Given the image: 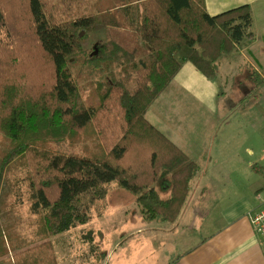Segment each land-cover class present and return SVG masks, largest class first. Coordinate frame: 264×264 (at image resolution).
<instances>
[{"label":"trees","instance_id":"1","mask_svg":"<svg viewBox=\"0 0 264 264\" xmlns=\"http://www.w3.org/2000/svg\"><path fill=\"white\" fill-rule=\"evenodd\" d=\"M251 23L248 4L212 16L205 0H0V258L58 264L49 238L78 221L79 195L112 182L136 196L145 218L174 223L200 167L145 114L196 49L215 69L254 39ZM100 29L107 38L84 67L82 39ZM83 68L86 83L96 72L110 83L118 75L101 106L83 104ZM81 133L86 152L68 151ZM157 184L169 187L166 199ZM23 201L30 228L15 232Z\"/></svg>","mask_w":264,"mask_h":264},{"label":"rangeland","instance_id":"2","mask_svg":"<svg viewBox=\"0 0 264 264\" xmlns=\"http://www.w3.org/2000/svg\"><path fill=\"white\" fill-rule=\"evenodd\" d=\"M83 12L86 14L91 12L90 2ZM107 35V30L100 29L83 37L84 55L78 62L83 61L85 67V61L98 49V40L106 39ZM242 55L245 56V53ZM242 55L237 54L240 68L231 73L227 85H224L222 75L224 65L217 70L213 69L203 82L206 85V104L212 109L210 115L214 112V118L220 120L212 130L213 135H218L214 150H220L223 153L216 162L218 166L220 160L230 165L227 172L236 170L235 178H230L227 188L229 190L237 188V193L232 197H245L253 204L262 205L264 201V89L261 88L260 83L255 85L252 75L257 78L258 71L254 72ZM81 72L84 74L75 76V80L80 86L79 93L84 101L83 104L89 107L101 106L104 94L114 84H118V75L112 77L113 81L110 83L111 77L96 72L90 74L91 82L86 83L88 77L85 76V72L89 70L83 68ZM259 74L264 78V69L260 70ZM122 85H126L129 91H133V75L122 77ZM177 101L183 102L184 106L193 104L188 95L183 97L177 95L176 88L172 84L149 107L147 117L151 122L162 126L159 130L169 138L178 135L184 141V137L191 134L190 124L193 114L189 110H177L175 107ZM84 135L85 133L78 134L79 141L72 140L69 144L66 143V149L73 152H86V146L90 144L85 142ZM248 162L253 167H250ZM21 188L24 191V185ZM155 189L162 199L169 196V187L165 184L164 186L157 184ZM13 201L14 197L9 195L7 201H4L6 209H9ZM74 205L78 221L69 230L49 238L58 264H161L160 235L156 231L152 233L147 229L145 231L148 221L151 220L141 213L136 203V196L112 182L98 190L82 193L75 199ZM15 213L14 217L18 218V221L16 220L11 230L18 232L17 229H19L24 232L23 228H30L29 222L32 216L24 201L17 207ZM7 215L13 217L8 212ZM11 219L12 223L13 218ZM156 220L159 219L156 218ZM151 235L156 237L154 243L150 242ZM9 255L1 257L0 264H11Z\"/></svg>","mask_w":264,"mask_h":264},{"label":"crops","instance_id":"3","mask_svg":"<svg viewBox=\"0 0 264 264\" xmlns=\"http://www.w3.org/2000/svg\"><path fill=\"white\" fill-rule=\"evenodd\" d=\"M205 3L212 16L249 5L252 15L250 31L254 39L242 42L236 51L223 55L216 64V70L225 66L222 75L224 85H227L231 73L240 68L237 54L245 53L242 57L246 59H243L254 72L258 71L257 78L252 75L255 85L260 83L264 89V78L259 74L264 69V0H205ZM212 71L196 49L167 87L173 84L177 95H188L193 103L184 106L183 102L177 101L175 106L177 110H189L193 114L191 134L184 137V141L178 135L166 136L159 130L162 126L151 122L147 112L145 114L156 129L200 167L177 220L172 224L156 219L148 221L145 231H156L160 235L161 264H264V247L249 218L261 204H253L245 197H232L237 188L229 190L227 186L230 178H235L236 170L227 172L230 165L220 160L218 166L216 162L223 153L214 150L218 135H213L212 130L220 120L214 118V112L210 115L212 109L206 104V85L203 82ZM230 86L233 87L232 84ZM250 164L248 162L253 167ZM155 238L151 235L150 242L154 243Z\"/></svg>","mask_w":264,"mask_h":264},{"label":"built area","instance_id":"4","mask_svg":"<svg viewBox=\"0 0 264 264\" xmlns=\"http://www.w3.org/2000/svg\"><path fill=\"white\" fill-rule=\"evenodd\" d=\"M252 228L264 247V201L262 205L250 215Z\"/></svg>","mask_w":264,"mask_h":264}]
</instances>
